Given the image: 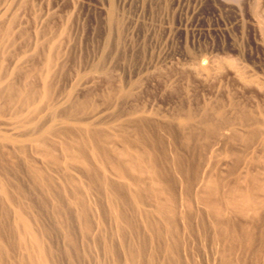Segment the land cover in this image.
Wrapping results in <instances>:
<instances>
[{
    "label": "rangeland",
    "instance_id": "1",
    "mask_svg": "<svg viewBox=\"0 0 264 264\" xmlns=\"http://www.w3.org/2000/svg\"><path fill=\"white\" fill-rule=\"evenodd\" d=\"M245 1L247 2V0H0V31H2V27H4L3 29L9 27V34L15 37L14 39L9 35L11 38L8 36V39H6V37L3 39V35H1L0 44H2L0 45V53L7 47L6 50L10 48L7 51L10 53L13 52V54L6 52L5 55L7 56L8 54V56L4 57L2 52L0 54V60H6L4 63L7 65L9 62L7 58L9 59L10 56L15 57L14 55L17 54L19 57L24 53L26 54L24 57H27V59L24 58L23 63L21 62V64L25 65L24 62H26L28 65H20L21 67L23 66L22 68H19L20 74L18 71V75L16 73L14 76L13 81L15 82V86L17 88H26L27 85V89L31 87L34 89L32 90L29 88L32 92L36 91L35 94H39L37 92H39L42 82L40 83V74L38 75L40 70L38 68L39 66L41 67L40 63L43 58L42 54H44V52L40 51H47V41H50V38H54V36L55 39H62L61 41H64V43L69 42L66 48L62 43V46L64 47L61 46L62 49L60 48L61 50L59 49L60 51H58V55L60 54V56L57 65L60 63L61 65L57 66L58 71H56L54 75L56 78L52 81V99L54 101H51V103L55 105H52V108L54 107L55 109L56 103L58 104L62 102V100H64V96L67 95L69 98H66L65 96V101H68L65 103L68 105H65V103L58 104L60 107H56V110H54L55 112L57 111L56 113L53 109L50 111L47 109L49 114H44L46 112L44 108L42 111L43 115L41 114V116H43L44 120L46 119L47 122V120L53 119V115V121L56 120V123L57 120L59 121L57 123L59 125H55L57 129L60 130V128L64 127L65 124V126H69L72 130L69 127H65L66 131H64V128H61L63 131L61 132L64 136H61L62 133L60 132L59 137H53V143L58 144V141L60 140L64 142L71 141L72 139L70 136H73V134L70 132H75L74 129H80V127L84 125L83 123L89 120V123L96 122L99 125H95V127H99L95 129V132H97L95 137L97 136L98 142H100L99 138L104 137L106 139L105 140L103 138L105 141H101V146H106L105 148H107L110 144L117 149H121L125 145L129 144L134 146L135 149L137 148L139 150L141 149V151H147V154L151 152L150 155H152V157L154 156L153 159L156 158V160L154 159L155 162L157 161L156 164L163 167L162 168L160 166L159 169L161 172L166 173V175L164 173L163 175L171 186L170 188L175 192L174 194L176 195L178 212H185L186 214L185 219L187 221L185 219L183 220V218H177L178 226L176 229V235L179 242H176L177 244H180V251L187 255L186 259L190 262L186 261L188 264H264V213L260 216V218H254L256 222L254 220L245 222L242 218L234 215L235 217L231 216V219L230 217L224 218L227 224L222 225L216 223L213 215L207 212V210L198 203L199 200H196V196H194V189L189 188L190 194L187 199L191 200L190 207L185 206V199H182L180 195V192L185 189L186 185L189 184L190 187H195L193 182L196 181L198 172L193 171L196 170L195 165L197 164L199 158V152L195 151L199 147L198 145L202 144L201 140H206L203 135L201 137L197 135L192 136V139L188 138V133L193 132L197 134L199 130H203V125L199 122L200 116L205 115V113L208 116H213V110L220 108L222 111L224 110L225 53H227L230 49V51L234 53V61H237L238 66H240L239 68L247 74H253L261 67L260 62L263 58L261 53L262 51H260V46L255 42L252 32L249 29L248 19H246L247 16L245 17L243 15V6L246 4ZM229 7L239 9L238 12L243 16H240L238 19V25L235 24V22H231L232 19L230 15L232 12ZM252 8L253 6H251V9ZM262 8L261 12L264 15V6ZM256 13L257 11L255 12V15ZM241 17L242 20H240ZM9 39H11V41H9ZM46 39L48 40L46 41ZM15 40L16 42H19L15 43ZM5 41H7V44ZM12 44L13 46H11ZM22 46H25V50H23L24 47ZM231 46H234V51L231 50ZM1 47L4 48L2 49ZM107 47L110 49H107ZM68 48L69 50H67ZM14 49L21 50H18L17 53ZM114 49L115 51H113ZM38 50L40 52V57H38ZM105 50H108L107 54H105ZM61 55L66 56L64 58L62 56V59ZM2 56L5 59L2 58ZM60 58L62 60H60ZM25 60L30 61L27 62ZM258 62L260 64H258ZM258 65H260V67ZM61 66H63V70H61ZM192 67L194 71L192 70ZM205 67H209L210 69L208 70ZM4 68L0 69L1 73H3ZM26 70H28V72H26ZM30 70L33 73L30 74L32 77L28 75L31 73ZM60 71H62V74ZM22 72L26 74L28 73L26 76L29 77L27 78ZM56 81H60L59 83L57 82L59 86ZM55 84L58 87L63 85L64 87H56L55 89ZM34 85L37 88L34 87ZM70 87L73 91L68 90V92H72V94H67L66 90L70 89ZM53 90L55 92L57 91V93ZM61 90L64 92L66 91L65 94H62V96L61 93L63 92H61ZM53 93H55V95ZM236 95L241 96L240 91H238ZM53 97H56V99ZM1 100L0 104L2 105H0V110L2 111V109L5 108L3 113L0 111L1 114L4 115V113L7 112L4 116L6 118L8 117L7 114L10 112L8 114L10 117L9 119H5L0 114V117H2L0 120L4 119L3 121H12L11 113L13 112L14 107L12 106L13 108L11 109V106H9L10 103H5L7 102L5 97L4 99L2 97ZM76 100L78 101L75 102ZM54 102L56 103L54 104ZM4 103L8 107H4ZM17 105L16 107L20 110V106L22 107V105H19V103H17ZM61 105L65 106L61 107ZM83 107H85L84 110H82ZM8 108H10V110ZM57 108L62 109L60 110ZM77 108H81L79 109V113L84 111L85 115L79 114L77 112L79 111ZM73 109L74 111L72 112ZM90 109L96 113L92 112ZM93 109H97L98 111ZM90 112L94 114L95 119L93 117L89 118V116L92 115ZM135 114L137 115L135 116ZM139 114L140 116H138ZM188 114H191L192 116L188 125L185 126L183 124V126H181ZM45 115H49L51 118ZM78 115L81 116L80 118H83V121H86L82 122V119H80L81 121L78 120ZM63 116L66 119H63ZM149 116H152L153 118H150ZM67 119L68 121H66ZM51 120L50 122H47L49 125H53V123H55ZM62 120L66 123L63 124L64 121ZM76 121L78 123H75ZM139 122H142L141 125H143H138ZM60 123H62V125ZM79 123H81V126L77 125ZM91 125L93 126L94 124ZM139 126L140 128H137ZM161 126L162 129L160 128ZM95 127L93 126V128ZM163 127L165 130H163ZM101 131H110L109 133H114V135L110 134V136L106 132L101 133ZM6 132L8 131H4L3 128L1 129L0 127V138H2V141L0 139V166L3 170L6 168L4 171H6L7 174L5 173V175L7 179H9L12 186L22 188L27 201L31 203V205L38 211L40 218H42L41 220L43 225L48 229L53 230L54 218H56L54 206L55 200L60 201L61 204L63 203L64 209L65 206L67 207L66 200L61 197V193H59L61 187L56 185L55 200L43 194L44 190L42 191L31 178L29 168L25 163L26 161L22 156V152L16 150V147L14 149L10 147L11 142L5 139V136L8 138L13 137L15 134H12L11 132L14 131H9V134L7 133V135ZM69 133L70 135L68 136ZM97 134L103 137H98ZM116 134H118V136ZM120 134L124 136H120ZM114 136L118 139H115ZM128 137L130 140L132 138V143ZM67 138H69V140H66ZM110 138L112 139V142L110 141ZM134 138L135 140L139 139L140 142H138V140L134 143ZM21 141H25V138L21 139ZM106 141L110 142L108 143ZM123 141L128 143L125 142L126 144L124 143V145H121L123 144ZM26 142L27 141L24 143ZM192 142L197 146L195 144L191 146ZM138 143H140V145ZM250 149L251 148L247 149L246 147H242V150L239 152L244 154V159L241 158L242 155H240L239 159L241 158L242 160L239 161L240 164L242 163L245 164V166L248 165L252 168V166H257L256 163H259L257 158L259 154L256 153L257 151H253V149L252 153H250ZM13 150H15V152ZM33 150L34 148L30 150L28 149L26 155L28 154L29 157L34 158L31 154ZM153 151L156 154H154ZM223 151L224 150L221 152L220 150L217 151V153L221 152L220 154H223L224 156L219 154L216 156H220L224 159L226 154ZM237 151L238 150H236V152ZM9 154L14 155L8 156ZM249 154H252L253 156H248ZM206 157L207 156L205 155L204 158ZM227 158L226 159L228 161H230V159L235 160V156L233 154H230ZM174 159L177 161L175 162ZM218 160L219 159H217V161ZM247 160L250 164H247ZM91 161L93 164L95 163L94 166H99V164L97 165L95 161ZM233 164L235 165L236 163L234 162ZM234 165L232 166L231 164V168H229V166L226 167L229 169H226L225 167L220 169L218 168L219 170L217 169V174L224 179V192L228 189V186L225 185V183L234 184V180H236L237 176L246 170L244 165L243 168L239 165V167L241 166L240 168H242V172L239 167L235 168L236 166ZM233 169L238 170L239 173L236 174L237 171H234ZM77 170L74 171V174L79 176L81 170L79 169V172H77ZM55 171L56 170L50 171L52 172L50 173V176L57 181L61 179V176L59 171ZM232 172L233 174H231ZM181 173H184L182 178ZM228 173H230L233 177ZM108 174L109 172H107L106 175ZM194 178L196 179L194 180ZM61 181L58 184H60ZM96 189L93 186V192L90 193L92 198H88L89 201H91L90 204H88L89 201H86V206H88L87 209L89 212L88 218L102 219L103 222L105 221L104 225L108 228V233L109 231L113 232V221L109 218L111 214L107 203L105 202V198L107 197L104 198L106 195L103 191H101V188L96 187ZM93 202L96 203L94 204ZM90 205H93L94 207L96 205L97 207L93 209V206ZM104 206L105 209L103 208ZM127 207L125 206V209ZM90 208H92L93 211ZM106 208H108L107 212ZM103 210L106 213H104ZM127 210L129 214H132L129 215ZM94 211L97 213H94ZM126 212L129 216L134 217L136 215L137 217H131L132 222H135L133 223V227L136 229V232L131 234V237L128 235V237L136 243L139 241L141 242L142 240L144 241L145 238L148 237V234L145 232L146 229L144 230V227H142L143 224L141 218L137 216V213H133L135 211L134 209L131 210L130 207L126 209ZM72 213L70 212L69 217L71 218L73 227V218H75V215L74 212ZM136 221H139V223ZM137 224L139 227H137ZM109 227L111 229H109ZM241 227L243 231L241 230ZM246 227H249L248 230ZM75 229L76 228L74 226V230ZM137 229H139L140 235L137 232ZM141 232H144V234ZM247 233L252 236L251 245H245L247 242L245 238ZM53 236L55 244L61 248V251V238L59 235L56 236V234ZM141 236H143V239ZM112 238L115 239L113 236ZM99 241V238H95L96 247L92 244V241H90V245H87L88 247L86 248H89V250L91 249L90 251L92 254H95L97 251L101 253L102 244L100 246ZM83 243H86V241L83 240ZM99 246L101 248H99ZM221 252L223 254H219ZM102 257L103 256L99 254L100 260ZM104 258L105 257H103V259ZM229 258H231V260H229ZM103 259L102 261L104 264L110 263L108 258ZM62 260V264H67L64 258H62ZM87 261L80 260L77 264H94L95 262H93V260Z\"/></svg>",
    "mask_w": 264,
    "mask_h": 264
},
{
    "label": "bare ground",
    "instance_id": "2",
    "mask_svg": "<svg viewBox=\"0 0 264 264\" xmlns=\"http://www.w3.org/2000/svg\"><path fill=\"white\" fill-rule=\"evenodd\" d=\"M245 3L246 4H244L243 6L244 14L243 13L242 14L245 17L247 16L246 19H248L249 29L252 32L255 42L257 43V45L260 46L259 48L261 49L260 51H262L261 53L263 55V58L260 62L261 67L260 65H258L260 68L258 67L259 69H257V72H254L253 74H247L245 71H242L239 68L240 66H238L237 64L238 62L234 61L233 59L234 53H232L230 49L227 53H225L226 55L224 58H226V61H224V110H223L224 112L222 111L221 108L220 109L216 108L217 110L212 111L214 112L213 116L211 115L208 116L206 115V113L205 115L200 116L199 122L203 125L202 129L204 131L202 129L201 130L204 132V134L200 130L198 131L197 134L193 132L188 133L189 134L188 138L192 139V136L197 135L201 137L203 135L206 140H204L203 138L204 141L201 140L202 144L198 145L199 147L195 151V152L197 151L199 152L198 162L195 165L196 170L193 171V172H198V177L197 179L194 178V180L196 179V181L193 182L195 187H190L188 184L185 186V189L180 192L181 198L185 199V202H186L185 206L190 207L191 200L187 199L190 194L189 188L194 189V194H195L194 196H196V200H199L198 203L201 204V206L204 207V209H206L207 212L213 215L216 223L222 224V225L227 224L224 218L230 217L231 219V216H234V215L242 218V220H244L245 222H248V221H253L254 218L255 219L260 218V216L264 213V102H262L264 101V17H263L264 15L261 12L263 9L262 7L264 6V0H247V2L245 1ZM251 6H253L254 9L253 8L251 9ZM229 8H230V11L232 12V14L230 15L232 19L231 22L233 23L235 22V24L238 25V22H239L238 19L240 18V16H242L238 12L239 9H234L233 7H229ZM256 11L257 13L255 15ZM242 17L240 20H242ZM3 28L4 27H2V31H0L1 32L0 37L1 35H3L2 36L3 39L5 37L6 39H8L9 35L12 36L11 34H9V27H6L5 29ZM13 38L15 39V37ZM50 39H51L50 41H47L48 39H46L48 43L46 44L48 48L45 46L47 48V51L46 52L44 50L40 51V52H44V54H42L43 58L41 57L42 58L41 63H40L41 67L39 66L38 68L40 70L38 72V75L40 74V78H41L40 83L42 82L41 83L42 89L39 88L40 90L38 89L39 92H37L39 94H35L36 91L32 92V90L34 89L29 87V85L28 87L31 88L32 90L29 88L28 90L27 85H26V88H22V89L17 88L15 86V82L13 81L15 74L19 71V68L23 67V66L21 67L20 65H24V64H21V62L23 63V60L25 58L24 56L26 54L23 53L19 57L17 56V54L14 55L15 57L10 56L9 59L7 58V60H9L7 65H5L4 63L6 60L5 61L3 59L0 60V65H1L0 69L1 68L3 69L5 67L3 70V73L0 72L1 73L0 75V100L2 97L3 99L5 97V100L7 101L5 103L6 104L10 103L9 106H11V109L14 107V110L11 113L12 121L6 120L7 121L6 122V121H3L4 119L3 120L1 119L0 127L1 129L3 128L4 131H8L6 132V135L7 133L9 134V131H14V132H11L12 134H15L13 137L8 138L7 136H5V139L11 142L10 147H12L13 149L16 147V150H19L22 152V156L26 161L25 163L27 164L29 168L30 176L35 182V184L42 191L44 190L43 194L55 200V192H56L55 189L57 188L56 185L60 186L61 188L59 190V193H61V197H63L66 200L67 207L65 206V209H64L63 203L61 204L60 201L55 200L54 206H55L56 218H54L53 230L48 229L47 227L43 225L42 220H41L42 218H40L38 211L31 205L30 202L27 201L25 193L22 190V188H18L16 186L13 187L12 184L9 182V179H7L5 175V173L7 174V172L4 171L6 168L3 170L0 166V264H62L63 263L62 258H64L67 264H77L79 263L80 260H86V261L93 260V262L95 261L94 264H104L102 261L103 257H105L104 259L108 258L110 260L109 264H186L187 263L186 261H188V259H186L187 255H185V253H182L180 251V247H179L180 244H177V242H179L178 241L179 239L177 238V235H176L177 234L176 229L178 226L177 218H183L184 220L186 218V214L185 212H182V213L178 212L177 203H176V195L174 194L175 192L170 188L171 186L169 185L168 181L165 179L163 175V173L165 175L166 173L161 172V170L159 169L161 165L158 164L159 165L158 166L156 164L157 161L155 162L156 158H154L155 159L154 160L153 159L154 156L152 157V155H150L151 152L147 154V151L145 152V151H141V149L140 150L137 148L135 149L134 146L129 145V144L125 145L121 149L120 148L117 149L114 146H111L110 144H109V147L107 148H105L106 146L105 147L101 146L100 144L104 137L98 135L99 133L97 134L98 137L99 136L103 137V138H99L100 142H98L97 136L95 137L97 133L95 132V129L99 128L97 127L99 125L96 122L95 123L90 122L91 124H94L93 125L94 127L95 125H97L95 128H93V126L88 122L89 120L83 123L84 125L82 124L83 126L80 127V129L78 130L74 129L75 132H70L73 134V136L72 135L70 136V138L72 139L71 141L64 142L60 140L58 141V144L53 143L54 141L53 137L54 136L59 137L60 135L59 133L62 131L61 128L65 129V127L68 128L69 126L67 125L65 126L64 123L66 122L62 120L64 121L63 122L64 127H61L59 130L55 127V125L59 121L57 120V123L55 122L56 120L53 121L54 119L53 115H52L53 117L52 120L50 119L51 116L49 115H45V116H49L50 117L49 119L55 122V123L51 122L53 123L54 126L51 124L49 125L47 122H50V120H47L46 122V119L44 120L41 114L44 108L46 112H47V109L48 111H50L51 109H53L54 111L56 110V107L58 106V104L68 102V101H65V96L66 98L68 96L63 95L64 100H62V102L59 101L60 103L58 104L54 102V104L56 103V107L55 109L54 107L52 108V105H53V103H51V101L53 100L52 99V81L54 78H56L54 77V75L56 71H58L57 66L61 65V63L57 65L59 56H60V54L58 55V51L62 49L61 48L62 43L65 45V48H66L69 42L67 41L68 43H64V41L63 42L61 41L62 39L61 40H59V38L55 39V36L54 38H50ZM9 41H11V39H9ZM5 42L7 44V41ZM17 42L15 40V43ZM6 44H3V45H6ZM39 44H42V43H39ZM11 46H13V44ZM25 46H22L24 47V49L23 48L21 49L25 50ZM6 48L3 49L2 51L4 54V57L8 56V54L7 56L5 54L6 52L8 53L9 51L7 50L10 49L9 48L6 50ZM230 48L231 50L234 51V46H231ZM107 49H110V48L107 47ZM18 50H15V51H17L18 53ZM67 50H69V48ZM107 51L105 54H107ZM113 51H115V49ZM40 52L38 53V57H40L39 56ZM10 54H13V52ZM62 56L63 55H61V58ZM65 56H63V58ZM4 57L2 56V58ZM61 58L60 60L63 59ZM25 59H27V57ZM25 61L29 62L30 60L29 61L25 60ZM24 63L25 65H28L26 62ZM260 63L258 62V64ZM61 67L62 69L61 68L60 69L63 70V66ZM206 69L209 70L210 68L208 67ZM192 70H193V67H192ZM26 72H28V70H26ZM60 72L62 74V71ZM18 73L20 74V71ZM23 74H25L26 76L28 73L27 74L23 73ZM30 74H33L32 71L28 75ZM61 74H58V75H61ZM26 77L28 78L29 76H26ZM58 80L62 81L61 79H58ZM57 82L58 81H56V83ZM54 86L56 89V87H58L59 84L58 86H56V84ZM34 87L36 86L34 85ZM61 87H64V85ZM61 87H58V88H61ZM62 89H66V88H62ZM68 90L73 91V89H71L70 87V89L66 90L67 94L68 93L72 94V92H68ZM238 91H240L241 96L236 95ZM61 92H60L61 96L62 94H65L64 91L61 90ZM55 93H57V91ZM55 93L53 94L55 95ZM61 96L59 97L62 98ZM56 97H53V98L56 99ZM77 101L78 100H76L75 102ZM5 103H4V107L7 106ZM17 103H19V105H22V107L20 106V110H18V108L16 107ZM65 105H68V104L65 103ZM63 106L61 105V107ZM84 108L85 107H83L82 110H84ZM8 109L10 110V108ZM57 109H60V108H57ZM77 109L79 110L81 108H77ZM97 109L96 110L93 109V110L98 111ZM3 110L5 111V108H3L2 111L1 110L0 111L3 113ZM90 110L92 111V109ZM73 111L74 109L72 110V112ZM46 112L45 113L43 112V113L49 114V112L47 113ZM77 112L79 113L80 110ZM92 112H90V114H92ZM5 113L4 115L1 114L3 118H5L4 117ZM8 114H7L8 117L6 118L9 119L10 116ZM79 114L85 115L84 111ZM136 115L137 114H135V116ZM138 116H140V114ZM78 117H79L78 120L82 119V122L86 121V120L83 121V118H80L81 117L80 115H78ZM92 117L93 118L95 117L94 114L89 116V118H92ZM191 118H192L191 114H188L184 119V123L180 125L181 126H183V124L185 126L188 125ZM63 119H66V118H64L63 116ZM66 121H68V119ZM77 121L75 123L79 122ZM81 123L77 125L79 126ZM141 123L139 122L138 125H141ZM60 124L62 125V123ZM162 126L160 127L161 129H162ZM137 128H140V126ZM188 129H187V132H188ZM163 130H165V128ZM64 131H66V129ZM103 132H106L109 135L110 134L114 135V133H109L110 131L109 132L103 131ZM103 132L101 131V133ZM70 133L68 134V136L70 135ZM116 135L118 136V134ZM121 135L122 134H120V136ZM20 136L21 137L23 136V137L21 138ZM61 136H64L63 133L61 134ZM19 138L21 139L25 138V141L27 142L24 143L25 141H21V139ZM114 138L112 137V139L115 141L117 137L115 139ZM135 138L133 140L134 143H136L135 141L139 140V139L135 140ZM0 139L2 141V138ZM112 139L110 138L111 142H112ZM66 140H69V138H67ZM131 141H132V138L130 142ZM125 142L123 141V144L121 145H124ZM138 142H140V140ZM138 144L140 145V143ZM194 144L195 143L192 142L191 146ZM242 147L243 148L246 147L247 149L251 148L250 149L251 152L249 151L250 153H252V149L253 151L255 150V152L257 151L256 153L259 154V156H257L258 162H259V163H256L257 166H252V168H250L251 166H248V165L245 166V164H242V163L240 164L239 160H242L241 158L244 157L243 156L244 154H241L239 152L242 150ZM32 148H34V150L32 151V153L31 152L29 153H31L35 159L32 157H29L28 154L26 155V152L28 151V149L30 150ZM220 150L221 152L222 150H224L223 152H225L226 154L224 159H222L220 156H216L218 154L223 155V154H220L221 152L217 153V151H220ZM236 150L238 151L236 152ZM13 151L15 152V150ZM229 153L235 156V160L233 159H230V161L227 160L228 159L227 156H230ZM10 155H14V154H9L8 156ZM205 155L207 156L206 158H204ZM240 155H242V157L239 159ZM246 155H247V151H246ZM250 155L252 154H249L248 156ZM217 159L219 160L217 161ZM91 160H93V162L95 161L97 165L99 164V166L97 167L94 166L95 163L93 164ZM176 161L177 160H175V162ZM234 162L236 163L235 165L233 164ZM231 164L232 166L233 165L236 166L235 168L239 167V165H241L243 168V165H244V167H246L245 168L246 170L242 172L241 170L242 168H240L241 167L240 166L239 168L242 173L237 176L236 180H234L235 182L232 180L234 184L225 183V185L228 186L227 187L228 189L224 192V187H225L224 179H222L221 176L217 174L218 173L217 169L218 168L220 169L223 167L226 168L227 166L231 168ZM247 164H250V163L248 162ZM229 168H226V169H229ZM79 169L81 170L80 172L81 175L79 174V176H77L74 174V171L77 170V172H79ZM53 170L60 172L61 179L56 181L50 176L51 175L50 173H52L50 171H53ZM233 170L237 171L236 174L239 173L238 170L236 169H233ZM107 172H109L108 175H106ZM183 174L181 173V178ZM231 174H233V172ZM60 181L61 183L58 184ZM91 183H94V184H91ZM93 186L95 189L96 187L101 188L102 189L101 191H103V193L106 195L104 196V198L107 197L105 198L106 199L105 202L107 203L109 212L111 214L109 218L110 220L112 219L113 221V224H112L114 226L113 232L109 231L108 233L107 231L108 228L105 227L104 225L105 221L103 222L102 219L88 218L89 212L87 209L88 206H86V201H89L88 198L91 197L90 193L93 192L92 191ZM58 197L60 198L59 195ZM97 198H94V199H97ZM90 202L91 201H89L88 204H90ZM93 205H90V206H93ZM96 205L95 207H97ZM125 206L130 207L131 210L134 209L135 212L133 213H137L138 214L137 216L141 218L142 224H143L142 227H144V230L146 229L145 232H147L148 234V237L145 238L144 241L142 240L140 242L138 239L139 242L136 243L135 241H132V239L130 238L131 234L136 232V229L133 227L134 226L133 223L135 222H132L131 217L134 218L136 217V215L134 217L129 216L132 213L130 211L131 214H129L128 212L129 209H128L127 210L129 214L128 215L126 212V209L128 207L125 209ZM95 207L93 206V209ZM103 208L105 209V206ZM108 208H106V212ZM90 209L92 210V208ZM70 212L71 213L74 212V215H75V218H73L74 219L73 227L71 223V218L69 217ZM95 212L96 211H94V213ZM137 223H139V221ZM74 226L76 228L75 230H74ZM137 227H139L138 224H137ZM109 229L111 228L109 227ZM241 230L243 231L242 227H241ZM137 232L139 233V229H137ZM141 233L144 234V232H141ZM55 234L56 236L59 235V237L61 238V244H62L61 251H60L61 248L58 247L57 244H55V240L53 239L54 237L53 235ZM128 235L130 237H128ZM112 236L115 237V239L112 238ZM142 237L143 236H141V238ZM95 238H99L100 240L99 245L101 246L102 244L101 246L102 249H101V253L97 251L95 252V254L94 253L92 254L90 251L91 249L89 250V248H86V247H88L87 245H90V241H92V244L96 247ZM245 238L247 240L245 245L247 244L251 245L252 236L248 235L247 233ZM83 240H85L86 243H83ZM100 246L99 248H101ZM99 254L103 256L101 260L99 259ZM219 254H223V253L221 252ZM229 260H231V258H229Z\"/></svg>",
    "mask_w": 264,
    "mask_h": 264
}]
</instances>
